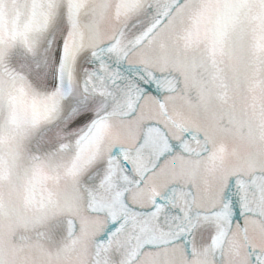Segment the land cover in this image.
<instances>
[{
  "label": "snow or ice",
  "instance_id": "6c2138e0",
  "mask_svg": "<svg viewBox=\"0 0 264 264\" xmlns=\"http://www.w3.org/2000/svg\"><path fill=\"white\" fill-rule=\"evenodd\" d=\"M0 264H264V0H0Z\"/></svg>",
  "mask_w": 264,
  "mask_h": 264
}]
</instances>
